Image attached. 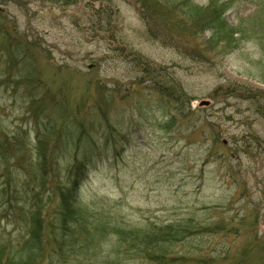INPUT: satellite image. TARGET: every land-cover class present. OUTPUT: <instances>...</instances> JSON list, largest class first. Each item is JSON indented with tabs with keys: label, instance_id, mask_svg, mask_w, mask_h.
Listing matches in <instances>:
<instances>
[{
	"label": "rangeland",
	"instance_id": "1",
	"mask_svg": "<svg viewBox=\"0 0 264 264\" xmlns=\"http://www.w3.org/2000/svg\"><path fill=\"white\" fill-rule=\"evenodd\" d=\"M161 3L0 0V242L11 254L28 236L37 128L53 115L50 188L69 186L84 163L80 203L101 219L140 232L169 223L188 231L169 245L167 263L129 243L115 253L117 236L108 234L63 259L46 244L40 264H105L108 254L117 264H264V30L248 19L264 0H230L228 21L253 23L255 33L231 50ZM18 44L35 80L18 71ZM12 143L21 148L10 158ZM39 198L49 236L58 195Z\"/></svg>",
	"mask_w": 264,
	"mask_h": 264
},
{
	"label": "trees",
	"instance_id": "2",
	"mask_svg": "<svg viewBox=\"0 0 264 264\" xmlns=\"http://www.w3.org/2000/svg\"><path fill=\"white\" fill-rule=\"evenodd\" d=\"M160 1L174 12L182 11L187 16L186 23L194 31H208L207 42L213 46L217 47L220 45L231 50L236 48L241 40H246L249 36L255 34L251 28L253 23L248 27L243 25L245 21L241 19L242 22L239 25L233 26L228 21L225 13L230 0H207L204 6L196 5L191 0ZM263 10L264 8L262 10L261 7L257 8L248 18L259 23L262 31L264 30ZM15 49V58L18 61L20 75L25 76L29 81L35 80V77H37L36 69L34 68L35 64L30 59L27 50L26 52L23 51L24 47L19 44L16 45ZM38 88L35 86L34 91ZM31 94L33 95L30 98L33 97L36 100L34 93L32 92ZM37 94H39V91ZM47 101V99H45V102L44 100L36 101L38 108L42 106L41 110L43 108L46 109ZM55 108H57L55 109V113L61 116L63 103H58V106ZM55 122L56 119L51 115L48 124H44L42 127L37 124L39 127L37 128L33 149L37 153L38 160L34 165L31 164L30 167L35 186L30 190V194L27 193L28 190L26 192L28 194V208L24 214L29 221L28 236L19 246L21 248L20 251L12 254L11 250H9L10 248L8 249V247L12 246L0 242V264H40L39 259L44 254L45 245L49 243L55 246L61 259L69 253L73 254V250L87 253L89 249L95 248L108 234L117 236V243L114 247L115 253L126 249L123 245L124 243H129L133 245L132 248L135 249V254H141L143 258L149 261H155V263H167L170 261L169 245H172L183 237V234L188 231L187 226L178 225V228H175L176 224L169 223L140 232L134 229L117 227L109 221L101 219L98 214L80 203V186L86 174L84 163L74 166L75 171L69 186L56 185L52 189L47 185L53 172L56 171V157L54 158V155L50 151L47 153L46 150L48 135L55 134L53 133L54 125H52ZM1 131L4 135H7L4 130ZM27 145L28 139L24 137L22 150ZM5 146L10 150L7 153V156L10 158L18 153L21 148V146L15 143L11 145L6 144ZM51 155L53 157L49 158ZM35 187L37 190H35ZM6 188L1 190V195L4 197L12 194L13 200L16 199L15 190L12 189L11 191L8 190L10 192H7ZM50 190L57 192L58 203L52 211V217L46 221V229H48L46 233L49 236H44L45 229L41 224L42 208L40 206L41 200L39 195L45 192L48 196ZM106 258L109 260L105 264H117L115 257L111 254H108ZM58 263L60 262L58 261Z\"/></svg>",
	"mask_w": 264,
	"mask_h": 264
}]
</instances>
